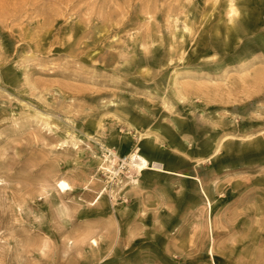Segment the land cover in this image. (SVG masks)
I'll return each mask as SVG.
<instances>
[{"label": "rangeland", "instance_id": "1", "mask_svg": "<svg viewBox=\"0 0 264 264\" xmlns=\"http://www.w3.org/2000/svg\"><path fill=\"white\" fill-rule=\"evenodd\" d=\"M0 264H264V0H0Z\"/></svg>", "mask_w": 264, "mask_h": 264}, {"label": "bare ground", "instance_id": "2", "mask_svg": "<svg viewBox=\"0 0 264 264\" xmlns=\"http://www.w3.org/2000/svg\"><path fill=\"white\" fill-rule=\"evenodd\" d=\"M131 162L130 164L133 165V167L138 171L141 172L143 169H152L159 172L167 171L164 169V166L161 163L158 162H149L148 159L139 153V150H135L131 155ZM109 170V168H108ZM58 190L65 191L68 188H70V184L65 179H59L57 180L56 185ZM207 199V198H206ZM208 206L211 208V202L209 199H207Z\"/></svg>", "mask_w": 264, "mask_h": 264}, {"label": "crops", "instance_id": "3", "mask_svg": "<svg viewBox=\"0 0 264 264\" xmlns=\"http://www.w3.org/2000/svg\"><path fill=\"white\" fill-rule=\"evenodd\" d=\"M146 158H147V157H146ZM148 161H149V160H148ZM149 162H150V161H149ZM164 169L167 170V171H164V172H162V173H166V174L171 175V176H176V178H177V180H178L179 182H181V181L185 182L186 180H192V179H193V180L196 182V184L198 183V187H199V189H200L201 194L204 195L205 199L207 198V199H209L210 202H211V199L209 198L207 192L204 190L203 182H202L203 178H202V177L197 176L196 174H190V173H188V172H184V171H182V169L174 170V169H167V168H165V167H164ZM147 170H150V169H147ZM144 173H146V172H144ZM150 173H155V172H151V171H150ZM186 178H187V179H186ZM201 179H202V180H201ZM207 199H206V201H207ZM207 203H208V202H207ZM211 204H212V203H211ZM211 206H212V205H211ZM211 208H212V207H211ZM211 208H210V209H211Z\"/></svg>", "mask_w": 264, "mask_h": 264}]
</instances>
